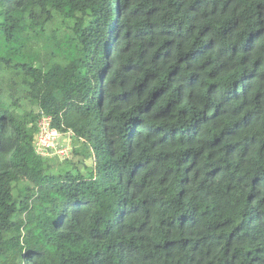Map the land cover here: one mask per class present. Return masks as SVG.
<instances>
[{
  "label": "trees",
  "instance_id": "1",
  "mask_svg": "<svg viewBox=\"0 0 264 264\" xmlns=\"http://www.w3.org/2000/svg\"><path fill=\"white\" fill-rule=\"evenodd\" d=\"M0 264H264V0H0Z\"/></svg>",
  "mask_w": 264,
  "mask_h": 264
},
{
  "label": "built area",
  "instance_id": "2",
  "mask_svg": "<svg viewBox=\"0 0 264 264\" xmlns=\"http://www.w3.org/2000/svg\"><path fill=\"white\" fill-rule=\"evenodd\" d=\"M37 126L38 132L34 140L36 153L43 158L55 155L61 160L68 159L70 146L60 141L63 133L58 128L51 126V116L42 114L38 119Z\"/></svg>",
  "mask_w": 264,
  "mask_h": 264
},
{
  "label": "rangeland",
  "instance_id": "3",
  "mask_svg": "<svg viewBox=\"0 0 264 264\" xmlns=\"http://www.w3.org/2000/svg\"><path fill=\"white\" fill-rule=\"evenodd\" d=\"M24 30H25V26L22 25V28L15 32L14 40L7 45V48H6V50L4 52H5L6 56H10L14 60L18 59V60L29 61L30 62L29 58H27V57L24 58L21 54H19L18 51H16L17 40L22 41V32ZM70 134H71V131L66 132L65 135H63V137L61 138L60 141L63 144H65V143L69 144V142H72V137L69 138ZM71 158L72 157L68 158V160H66V159L65 160H61L59 157H57L55 155H52L48 159L50 160L51 164L54 166L56 163L58 165L66 164L67 162H69L71 160Z\"/></svg>",
  "mask_w": 264,
  "mask_h": 264
},
{
  "label": "clouds",
  "instance_id": "4",
  "mask_svg": "<svg viewBox=\"0 0 264 264\" xmlns=\"http://www.w3.org/2000/svg\"><path fill=\"white\" fill-rule=\"evenodd\" d=\"M47 158H49V157H47Z\"/></svg>",
  "mask_w": 264,
  "mask_h": 264
}]
</instances>
